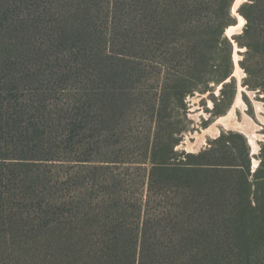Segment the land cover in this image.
Instances as JSON below:
<instances>
[{
	"label": "trees",
	"instance_id": "trees-1",
	"mask_svg": "<svg viewBox=\"0 0 264 264\" xmlns=\"http://www.w3.org/2000/svg\"><path fill=\"white\" fill-rule=\"evenodd\" d=\"M233 1L0 0V264H264L249 150L227 131L178 151L170 120L231 82ZM238 11L264 90V0ZM143 97L152 125L133 126Z\"/></svg>",
	"mask_w": 264,
	"mask_h": 264
},
{
	"label": "rangeland",
	"instance_id": "rangeland-1",
	"mask_svg": "<svg viewBox=\"0 0 264 264\" xmlns=\"http://www.w3.org/2000/svg\"><path fill=\"white\" fill-rule=\"evenodd\" d=\"M233 14L236 16L232 17L233 21H238V19H236V13ZM245 23L246 22H244L243 24V28ZM240 34L230 36L234 50L232 53V57L234 59V69L232 73L233 77L230 78L231 82L225 84L224 87L222 82L216 84L210 83L208 88L204 90H195L193 94L187 96L185 105L177 104V107H173L175 109L170 120L172 122H175L176 126L178 125V127H181L183 129L181 140L175 147L178 151H193L189 149L191 146L196 145L198 140H200L199 145L202 144L200 149L198 150L200 151L212 139L216 138L214 137L215 135L221 132L232 131L233 134L230 135V141L232 143L234 142L238 150H243V152H246V147L249 150V167L251 172L250 180L252 184L254 183V185H252L251 187L252 199L254 200L255 196L258 195V199L260 198V200L263 201L264 184L255 186L253 172L255 171V169H257L260 161L262 159L264 161V149L261 154V148L264 145V90H260L259 87H247L248 77H246V72L244 71L243 67H240L238 63L243 58L246 48L245 46H240L237 43V40L234 38L235 36H238ZM234 53L237 54V59L234 58ZM235 60L237 65L242 70H240L241 73H235ZM238 94L243 105L235 104V99ZM233 96L234 99L232 100ZM231 100L232 103L228 108ZM146 101V97H143L137 102H132L131 105L128 106L129 118L133 126L137 125L139 127H149L150 125H152L148 117V113L150 115V112H148L147 105H145ZM231 108H233L234 110V119L238 123H241L242 120H244V117L247 116L257 125V128L255 130L257 138L255 142L257 143L258 147L256 150H253L251 142L249 139H247V136L239 131L226 129L227 127H225L222 122L220 123L219 118L221 116L227 115ZM215 111L219 114L211 115V112ZM237 132L243 134V136L245 137H243L244 140L233 137V135H235V133ZM50 168L51 170H53V167H42L40 168V170H47L46 174L49 175L51 173L49 171ZM262 172L264 173V169Z\"/></svg>",
	"mask_w": 264,
	"mask_h": 264
},
{
	"label": "bare ground",
	"instance_id": "bare-ground-1",
	"mask_svg": "<svg viewBox=\"0 0 264 264\" xmlns=\"http://www.w3.org/2000/svg\"><path fill=\"white\" fill-rule=\"evenodd\" d=\"M241 1H243V0H235V2H234L233 13H236L238 21L235 24L230 25V26H228V28H226V33H227L228 36H232L235 33H239L240 30L242 29V26H243L244 22H245L244 18L236 11V9L238 8V5L241 3ZM236 53H234V58L235 59H237V54ZM235 64H236L235 65L236 66L235 67V73H239L241 68L237 65L236 60H235ZM235 104L243 105L242 101H241V99L239 97V94L237 95V97L235 99ZM234 117H235L234 116V110H233V108H231L227 115L221 116L219 118L220 119V123L222 122V124L225 127H227V129L231 125L236 126L234 130H236V131L240 130L239 132H241L245 136H247V138L251 142L253 150H256L257 147H258L257 143L255 142V140L257 138V135L255 133L257 125L253 121H251L250 118L247 117V116L244 117V120H242L241 123H238L237 121H235ZM233 123H237V125H234ZM199 143H200V140L197 141L196 145L191 146L190 148H193V147L197 148L199 146Z\"/></svg>",
	"mask_w": 264,
	"mask_h": 264
},
{
	"label": "water",
	"instance_id": "water-1",
	"mask_svg": "<svg viewBox=\"0 0 264 264\" xmlns=\"http://www.w3.org/2000/svg\"><path fill=\"white\" fill-rule=\"evenodd\" d=\"M247 1H249V0H243V1H241V3L238 5V8H239V6L240 5H242L244 2H247ZM234 2H235V0L233 1V4H232V6H231V12H233V7H234ZM237 8V9H238ZM236 9V11L238 12V10ZM245 22H246V20H245ZM242 28H243V26H242ZM242 32V29L240 30V32L239 33H235V34H233V35H237V34H240ZM224 33H225V35H227V33H226V30L224 31ZM232 35V36H233ZM228 36V35H227ZM228 37H230V36H228ZM233 56V55H232ZM233 58V57H232ZM234 125H237V123H233ZM235 127L236 126H233V125H231L228 129L229 130H234L235 129ZM227 129V128H226ZM238 130V129H237ZM240 131V130H239ZM220 134V133H219ZM218 134V135H219ZM218 135H216V136H214V137H217ZM248 139V138H247ZM201 145L202 144H200L197 148L196 147H193V148H190L189 150H192L193 149V151H191V152H197L199 149H200V147H201ZM253 171H254V169H253Z\"/></svg>",
	"mask_w": 264,
	"mask_h": 264
}]
</instances>
